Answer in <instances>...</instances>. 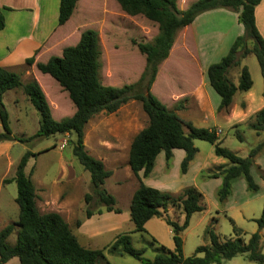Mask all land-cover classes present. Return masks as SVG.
<instances>
[{"label":"trees","instance_id":"trees-1","mask_svg":"<svg viewBox=\"0 0 264 264\" xmlns=\"http://www.w3.org/2000/svg\"><path fill=\"white\" fill-rule=\"evenodd\" d=\"M261 0H193L184 9L176 6V0H115L119 9L128 16L141 15L156 25L157 32L150 42H134L136 49L144 57V67L134 82L122 85H105L98 77L99 45L97 31L85 27L78 33L76 41L62 47L59 54L50 55L45 61L35 62V68L42 74L50 76L66 92L73 106L72 113L56 120L52 117L50 106L40 84L35 79L25 83L17 72L0 66V142H25L35 137L42 138L54 134L72 135L71 153L84 170L88 172L90 192L83 194L85 204L83 216L90 217L101 211L120 212L114 197L102 187L103 181L111 171L103 167L102 162L89 155L83 147V128L87 121L98 113H112L129 100H135L145 115V124L133 135L127 152V165L136 177L134 188L128 203V219L132 224L131 232L144 231V223L151 217H160L169 227L172 249H165L155 243L159 253L152 258L143 256L141 249L134 248L130 242V232L119 233L107 246L86 248L81 246L68 224L55 211L38 212L30 173L24 172L27 158L37 152L25 151L17 161L11 179L15 182L17 205L16 219L0 228V264H5L11 257H16L18 264H95L97 260L108 262L105 251L115 255H127L139 263L145 264H219L238 254L256 264H264V253L258 250L260 236L258 230L264 227V201L261 212L254 219L257 230L243 240L239 230L233 225L236 236L220 240L215 233L206 229L208 243L198 245L192 254L183 256L181 231L187 227L191 213L202 210V195L193 185L181 188L173 194L145 185L137 175L141 171L146 177L152 170L154 159L163 153L165 167L168 168L172 149L183 150L179 163L181 173L186 171L188 163L196 152L193 139H201L212 145L214 155L228 161L207 174L206 177H218L220 183L214 191L218 204L222 205L231 192L233 179L242 177L246 189L255 191L249 168L252 157L264 147V136L252 148L247 156L239 157L220 145L215 128L197 127L182 121L177 114L167 108L154 93L150 91L156 75L157 65L167 57L176 32L189 24L199 13L216 8H224L237 13V22L242 26V33L237 35L229 45L226 53L205 69L209 86L218 95L216 111H227L236 91L245 92L251 86V79L245 65L238 67L237 83L228 77V70L239 65V58L252 53L256 59L261 75V96L264 98V38L254 23V8ZM82 0H58L57 25L67 22L78 8L83 10ZM96 0H92V5ZM74 23V22H73ZM68 24L75 27V24ZM4 21L0 12V29ZM251 44L247 45L246 40ZM33 57L25 58L24 64L31 65ZM11 88H20L31 106L38 114L35 132L27 137H16L8 127V114L2 103V94ZM183 104L176 105L182 109ZM250 128L256 133H264V106L254 113ZM241 140V136L237 134ZM70 139V138H69ZM45 150V149H44ZM40 152V151H39ZM92 205L94 207H92ZM172 208L182 213L180 222L166 213ZM80 219L74 221V227ZM14 232V243L9 245L7 237Z\"/></svg>","mask_w":264,"mask_h":264},{"label":"rangeland","instance_id":"rangeland-1","mask_svg":"<svg viewBox=\"0 0 264 264\" xmlns=\"http://www.w3.org/2000/svg\"><path fill=\"white\" fill-rule=\"evenodd\" d=\"M192 1L176 0V6L179 9H184ZM81 3L83 10L78 8L68 21V24L71 25L74 22L73 24H75L76 28L72 31L71 37L65 45L73 44L78 37V33L85 27L95 29L99 45V81L105 85L117 86L134 82L144 67V57L138 52L134 42H150L157 32L156 25L141 15H125L119 9L115 0H96L95 5H92V0H82ZM209 21L212 24H216L215 20ZM213 29L214 33H217L218 28L215 29L213 27ZM182 30L183 27L178 29L176 34ZM181 35H183V32ZM246 43L250 45L251 41L247 39ZM188 47L192 49L191 43H188ZM171 56L175 61L171 60ZM191 56L186 45L183 46L180 41L177 52H174L173 55L168 53L167 57L157 65L156 74L161 76V79L156 86L150 88V91L162 102L167 100L166 104H171L170 109L175 111V113L177 112L184 119V122H186V114L181 112L182 110L176 109V105L184 104L182 99L170 101L175 99L172 94L177 92V86L174 83L178 84V81H182L180 78L189 73L185 64L188 63ZM181 62H184V64L178 65ZM241 65L246 66L251 79V86L247 92L236 91L227 111H214L206 119H202V115H198L190 107L187 117L191 119L192 123L197 125L213 126L221 146L239 157H245L249 149L264 136V133L256 134L250 128L254 113L264 106V98L261 96L262 81L259 67L252 53H247L245 56L240 57L239 65L228 70L227 75L230 81L233 80L234 83H237L238 67ZM37 73L43 77H39L38 81L50 106L52 117L59 120L69 116L73 111V106L66 92L50 76L41 75L38 71ZM30 77L22 75L20 80L25 83L32 79ZM169 83H173L174 86ZM214 94L216 93L214 92ZM242 100H245V102H242ZM2 103L8 114V127L12 135L27 137L35 132L38 125V114L20 88L6 90L2 94ZM145 121L146 118L140 108V104L135 100H129L112 113L94 115L83 128L82 144L84 150L89 155L92 153L99 156L102 159L103 167L114 172L113 176H108L104 179L102 187L113 195L117 206L125 212L124 215L127 214L126 208L129 197L134 187H136V179L132 177V172L128 169V166L125 165L126 169L123 168L127 158L126 152H124V145L126 140L130 141L133 137L132 135L145 124ZM237 134L241 136V140L237 138ZM73 138L72 135L68 134H54L46 138L35 137L25 142H0V228L13 222L17 217L18 209L14 201L16 188L14 180L11 179L15 165L25 151H38L35 155L27 158L24 166V172L30 173L35 193L40 198V202L36 200V209L38 212L61 211L68 220L71 231H74L75 227L73 225L76 219L74 201H76L78 206L77 217H79L85 207L81 195L83 196L85 192H90V185L88 172L82 168L71 153L70 140ZM111 143H114L113 147H111ZM117 143L120 145H117ZM192 143L196 148V153L192 161L188 163L185 173H181L179 170L180 162H177L175 170L171 168L170 173L176 172L178 182L184 185L191 184L199 190L201 189L203 208L200 211L191 213L188 225L181 231L180 236L186 237L184 240L186 244H191L192 241L194 244L201 239V236H204L207 243L206 229H210L220 240L233 238L232 236L236 235L232 231V224L228 220L229 217L233 220L235 228L239 230L237 234L243 240H246L250 233L257 230L254 219L259 216L264 201V147L254 154L249 168L250 176L257 185V189L251 192L246 189L245 181L242 177L235 178L231 183L232 192L228 195L231 207L223 209L222 205L218 204L215 199L214 191L216 188L214 189L213 187L210 194L207 192L210 186L212 187L213 182L208 181L211 177L206 176L216 166L227 165L228 161L214 155L212 145L207 141L193 139ZM199 163L202 165V170L200 171L197 169ZM66 166L69 167L67 173ZM156 166V172L152 175V178L145 180L147 185L159 189L157 185L164 184L166 189H168L172 186L175 175L168 178V175H164L168 174V170L162 172L158 167V163ZM170 167H172L171 164ZM71 170L73 172H70ZM72 174L76 175V177L68 181L67 178L72 177ZM52 179H56V181L64 179V181L51 183ZM114 179L118 182H114ZM146 182L144 183L146 184ZM153 183H157V185ZM40 184H43V186ZM69 189L73 194L74 201L64 199V195ZM166 189L161 188L160 190L164 191ZM78 192L82 193L77 197ZM75 196L77 197L76 200ZM245 199L248 200L245 204H239V201ZM92 207L94 206L92 205ZM173 214H175V211H173ZM171 215L172 213L168 216L171 217ZM124 218L120 217L118 221L117 231L119 233H126L128 229H132V224L128 217ZM179 218H182V215ZM143 228L144 231L131 232L129 236L131 245L134 248H143L142 254L144 257L152 258L159 253V251L155 250L157 243H150L151 236H157L161 240L157 241L159 244L166 249H171L166 246L165 241H170L171 245V234L167 230L168 227L163 219L153 217L144 223ZM258 232L260 236L258 250L264 253V227L260 228ZM161 236H164V238H161ZM165 236L168 239H165ZM14 238V232H12L6 239L7 243L12 245ZM102 243L104 242L99 244L101 245ZM105 256L109 264H141L127 255L119 256L105 253ZM235 257L240 262H244V264H256L247 259L246 261L242 254H238ZM5 264L18 263H16V257H11ZM95 264L106 263L104 260H97Z\"/></svg>","mask_w":264,"mask_h":264},{"label":"crops","instance_id":"crops-1","mask_svg":"<svg viewBox=\"0 0 264 264\" xmlns=\"http://www.w3.org/2000/svg\"><path fill=\"white\" fill-rule=\"evenodd\" d=\"M57 10H58V0H0V12L3 16V21H4L3 28L0 29V66L7 70L17 72L19 73L20 76L22 75L31 76L30 78L35 79L39 83L38 81L39 77L42 76H40L37 73V69L35 68V62L45 61L50 55L59 54L62 47L65 46L67 40L71 37L70 35L72 34V31L76 28L73 27L72 29V27L68 25L67 22L63 23L62 25H57L56 22ZM253 14H254L255 26L258 32L264 38V0H261L255 6ZM209 20H215L216 24H212ZM213 27H215V29L218 28V31H216L217 33H214ZM182 32L183 35H181ZM241 33H242V26L240 23L237 22V13L224 8H216L199 13L193 18V20L189 24L183 27V30L181 32L175 35L169 53L170 54L172 53L173 55L174 52H177L178 43L181 41V44L183 46L186 45L188 52H190V54L192 55L188 63L185 64L187 66L186 70H188L189 73L181 77L180 80L182 81H178V84L174 83L177 86L176 89L177 92L172 94V96L173 95L175 96V99L170 101V102L179 101L182 99L184 106L182 109L179 110H182L181 112L186 114L185 121L190 122L192 125L197 127H206V128L213 127L208 125L200 126L195 123H192L191 119L187 117V113L190 107H192L191 109L195 113H197L198 115H202V119L203 118L206 119L210 113L213 114V112L216 111L219 98L218 96H216L217 94H214L213 89L209 86L207 82V79L205 77V69L210 63L216 62L221 56H223L228 50L232 40ZM188 43H191L192 49L188 47ZM31 56L33 57L32 64L25 65L24 64L25 58ZM171 60L175 61V59L172 58V56H171ZM182 63L184 64V62H181L178 63V65H182ZM40 74L43 75L42 73ZM157 76L158 75L156 74L155 79L153 80V83L151 85V88L156 86L160 82L161 76L158 77ZM169 84L174 86L173 83H169ZM166 101H164L165 106L170 109L171 104L167 105ZM242 102H245V100H242ZM176 114L177 116H179L177 112ZM179 118L182 121H184V119L181 118L180 116ZM130 141L127 139L125 145L123 144L125 146L124 152H126V155L128 152ZM113 144L114 143L110 144L111 147H113L112 146ZM117 145L120 144L117 143ZM117 145L116 147H118ZM171 153H172V157L170 164L172 165V167H170V164L168 168L165 167L163 153L159 152L154 159L151 172L146 177H142L141 171H138L137 175L140 177V180L143 184H145L144 182H146L145 181L146 179L152 178V175L155 174L156 172L155 169L157 167L156 165L158 163V167L160 171L164 172L168 170V174L167 173L164 174L165 176L168 175L167 177L170 178L172 175H175L174 182L171 184L172 186L169 187L168 189H166V186L164 184L157 185V183H153L159 186L158 187L159 190L161 188L162 189L164 188L166 189L164 191L175 194L181 188L191 185V184L184 185L181 182H178L176 179V172L174 173L173 171L172 173H170L171 168L175 170L177 162H180V160L182 159L184 155L183 150L175 148L172 149ZM90 155L98 158L102 162V159L99 156L93 155L92 153ZM125 165H127V158L125 159V163L123 166V168L126 169ZM201 167L202 165L201 163H199L197 169L200 171L202 170ZM68 168H69L68 166L65 167L66 173L69 171ZM110 171L111 173L109 177L114 175L113 170ZM70 172L73 171L71 170ZM75 177L76 175H73L72 177H69L67 179L69 181L71 179H74ZM132 177L136 179V177L133 174ZM61 180L64 181V179H59L57 181L56 179H52L51 183L52 182L55 183ZM208 181L213 182L212 187L210 186V188L207 191L210 194L211 189L213 190V187L214 189L218 187L220 183V179L218 177H215L209 179ZM114 182L117 183L118 181L114 179ZM40 185L43 186V184ZM145 185H147V182ZM197 190L200 192L201 189L199 190L197 188ZM69 191L70 189L68 190V192H66V195H64L65 196L64 199L67 200L71 199L74 201L73 194L71 193V191L70 192ZM231 192H232V186H231ZM81 193L82 192L80 193L78 192L77 197L81 195ZM77 197L75 196V200ZM81 197L83 196L81 195ZM36 200L40 202V198L37 197V195L35 197V207H37ZM246 201L248 200L245 199L243 201H239V204H245ZM74 202H75L74 215L76 219H80V224L74 228V231H72V233L74 234L77 242L81 246L86 248L94 249V248H101L107 246L109 243H111L114 240L115 236L119 234V232L117 231V227L120 217H125L124 219L128 217V204L126 208L127 214L124 215L125 212L122 211V209L117 206L116 200H115V204L120 209V212L118 213H115L113 211H101V213L99 214H92L90 217L85 218L83 216V211H84L83 210L80 216L77 217L78 206L76 204V201ZM229 202H230V197L228 196L226 200L223 202L222 208L223 209L230 208L231 204H229ZM173 211H175V214H173ZM56 212L60 214V216L69 226V222L63 216V213L61 211L60 212L56 211ZM166 213L167 215H170L172 213L173 216L171 215V218L176 220L177 222H180L182 219L179 218V216L182 215V213L172 208H168ZM152 218L153 217H151L150 219ZM150 219H148L147 221H149ZM167 230L170 231L169 227L167 228ZM127 232L131 233V229H128ZM108 234H110L111 236H102ZM151 237L155 238L153 239L156 241L157 245H161L158 243L161 240L157 236L156 237L151 236ZM180 237L182 240L181 249L183 256H188L192 254L196 246L205 245L208 243V240L206 243L204 236H201V239L197 240L194 244L193 241L191 242V244H186L184 243L186 237L184 236H180ZM161 238H164V236H161ZM165 239L168 238H166L165 236ZM100 242H104V243L100 245L99 244ZM165 242L167 244L166 246L172 249V240H171V245H170V241H165ZM141 250L143 251V248ZM105 253L111 254L107 251H105ZM16 263H18L17 258H16ZM210 264H215V263H210ZM219 264H244V262H240V260H238V258L234 256L231 257L230 259L222 261Z\"/></svg>","mask_w":264,"mask_h":264},{"label":"built area","instance_id":"built-area-1","mask_svg":"<svg viewBox=\"0 0 264 264\" xmlns=\"http://www.w3.org/2000/svg\"><path fill=\"white\" fill-rule=\"evenodd\" d=\"M217 134V133H216Z\"/></svg>","mask_w":264,"mask_h":264}]
</instances>
